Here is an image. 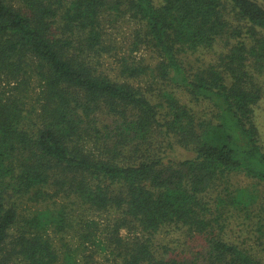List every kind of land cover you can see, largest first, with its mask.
Instances as JSON below:
<instances>
[{"label":"trees","instance_id":"16d2710c","mask_svg":"<svg viewBox=\"0 0 264 264\" xmlns=\"http://www.w3.org/2000/svg\"><path fill=\"white\" fill-rule=\"evenodd\" d=\"M262 99L264 0H0V264H264Z\"/></svg>","mask_w":264,"mask_h":264},{"label":"rangeland","instance_id":"374dc122","mask_svg":"<svg viewBox=\"0 0 264 264\" xmlns=\"http://www.w3.org/2000/svg\"><path fill=\"white\" fill-rule=\"evenodd\" d=\"M111 18V16H110ZM104 27L106 29V37L104 43L107 44V51L103 54L102 59L99 61L98 66H95L98 73L104 72L108 74L111 78H114L115 75L118 73V68L122 63L123 59H127L129 63L135 62L136 64L142 65L147 68L156 69L159 59L149 52V50L144 46L140 45L139 49L133 50V43H134V35L132 34L135 26L131 21H115L114 23L106 22L104 23ZM189 62V68L197 69L199 66L206 64L210 60L209 53H197L196 55H191L187 58ZM150 70H148L149 72ZM138 80L132 82L135 86L140 85L144 90L148 91L149 94L151 93L150 89L154 91L151 87L160 86L159 80L155 82L152 77L148 74L141 76ZM157 85H156V84ZM178 96L183 100L187 101V98H184L181 93H178ZM155 95V94H154ZM255 120L259 130V138L262 149L264 150V99H262L258 105H256L254 109ZM237 181L240 183H245L243 179L237 178ZM90 219L95 220L98 223V230L96 234H101L104 232L102 229L105 227V224L109 221V214L108 213H94L89 215ZM101 224V225H100ZM123 236H126L127 232L125 230L121 231ZM171 237L167 236H160L165 238L168 241V237L172 238L174 242L178 241L177 243L173 242V245L178 246L183 245L185 248L184 236L180 234H170ZM181 248V247H180ZM97 264H111L112 261L110 260L111 256L104 255V253H100L95 256Z\"/></svg>","mask_w":264,"mask_h":264}]
</instances>
